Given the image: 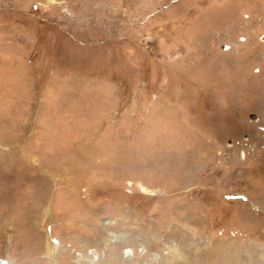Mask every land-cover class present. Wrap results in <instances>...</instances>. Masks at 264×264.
Here are the masks:
<instances>
[{
    "label": "rangeland",
    "instance_id": "1",
    "mask_svg": "<svg viewBox=\"0 0 264 264\" xmlns=\"http://www.w3.org/2000/svg\"><path fill=\"white\" fill-rule=\"evenodd\" d=\"M0 260L264 264V0H0Z\"/></svg>",
    "mask_w": 264,
    "mask_h": 264
},
{
    "label": "bare ground",
    "instance_id": "2",
    "mask_svg": "<svg viewBox=\"0 0 264 264\" xmlns=\"http://www.w3.org/2000/svg\"><path fill=\"white\" fill-rule=\"evenodd\" d=\"M0 264H6V262H5V261H2V260H0Z\"/></svg>",
    "mask_w": 264,
    "mask_h": 264
}]
</instances>
